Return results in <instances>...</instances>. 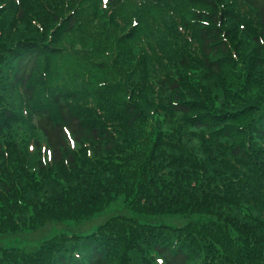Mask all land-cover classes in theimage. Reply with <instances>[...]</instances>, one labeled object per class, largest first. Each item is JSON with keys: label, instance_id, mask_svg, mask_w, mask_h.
I'll return each mask as SVG.
<instances>
[{"label": "trees", "instance_id": "obj_1", "mask_svg": "<svg viewBox=\"0 0 264 264\" xmlns=\"http://www.w3.org/2000/svg\"><path fill=\"white\" fill-rule=\"evenodd\" d=\"M5 11L0 237L45 238L0 264H264V0Z\"/></svg>", "mask_w": 264, "mask_h": 264}, {"label": "rangeland", "instance_id": "obj_2", "mask_svg": "<svg viewBox=\"0 0 264 264\" xmlns=\"http://www.w3.org/2000/svg\"><path fill=\"white\" fill-rule=\"evenodd\" d=\"M12 0H0V17H3L5 19V21L11 23L13 22L15 15H7L6 11H5V6H7L9 3H11ZM39 15L34 14L31 15V17H29L28 21H27V30L30 31L31 29H36L37 27H39V20H38ZM14 23V22H13ZM15 26L18 23H14ZM49 28L54 27V24H49L48 25ZM17 30V29H16ZM16 30L13 29L14 34H17ZM6 35V34H5ZM8 36V35H6ZM121 35H117L115 37V40H120ZM122 39V38H121ZM139 59V58H137ZM137 65V63H135V66ZM118 64L115 65L114 67L117 68ZM146 67L147 68V83H150L152 80H156L157 76L162 74L163 71H161L160 69H156V67H153V64L151 63V61H148L146 65H143V68ZM133 79L134 81H136L135 83V87H139L141 89L144 88L143 83L140 82V78H139V73L138 71H136L135 69H133ZM151 85V84H150ZM146 89H148L149 87L146 86ZM15 98L17 97V95L15 94L14 96ZM32 130V133H28L27 136L28 137H33L32 142L36 139H38L40 141V144L43 148V150L46 149V143L44 141V139H42V137L38 134H40L37 130H34L33 128H31L28 132H30ZM38 134H37V133ZM34 135V136H33ZM31 142V143H32ZM30 146V145H29ZM122 208H117L115 205L112 206L110 209H108L106 212H104L102 215L98 216L100 217L101 221L106 220L107 218H109L110 216H112L116 211H122ZM126 215H128V212L125 213ZM104 219V220H103ZM166 223L169 225H173L176 226V220L174 219H166ZM69 226L74 229L76 228L77 232H80L82 230H84L82 227H79L80 225H78V223L75 222H69L68 223ZM32 237H34L32 239ZM45 236L43 234V231H39L37 233H35L34 235L31 236L30 233H27L26 235H24L23 237L20 236L18 238H12V237H0V249L1 248H19V249H27V250H31L34 249L38 242L40 240H44Z\"/></svg>", "mask_w": 264, "mask_h": 264}]
</instances>
